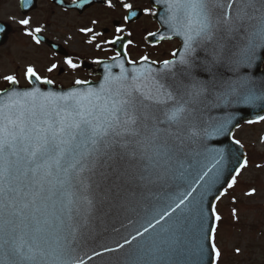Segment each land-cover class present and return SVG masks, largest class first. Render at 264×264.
Masks as SVG:
<instances>
[{
	"label": "snow or ice",
	"instance_id": "snow-or-ice-1",
	"mask_svg": "<svg viewBox=\"0 0 264 264\" xmlns=\"http://www.w3.org/2000/svg\"><path fill=\"white\" fill-rule=\"evenodd\" d=\"M31 2L22 0V6L27 7ZM155 2L164 5V22L169 30L183 39L179 59L164 60L163 70L134 68L129 74L121 61L120 75L113 76L110 72L114 65H105L106 75L99 90L88 87L63 95L43 92L35 86L19 91L18 79L13 75L4 76L10 87L0 92V264H86L81 251L85 243L84 229L94 207L92 188L112 176L122 182L164 184L170 189L158 202L143 205L142 214L137 213L138 220L129 221L133 228L129 233L131 239L124 236L123 243L117 242L115 248L104 246L107 253H117L130 246L123 257L115 258L114 264H142V261L147 264L146 257L166 251L162 245L173 246L170 237L192 213L200 219L204 238L212 241L209 254L216 262L220 260L221 252L214 242L215 227L203 228L204 192L198 188L200 181L208 185L219 176L223 156L196 153L203 157L197 161L200 167L190 161L186 166L187 153L182 147L180 129L192 114L190 105L199 103L206 95H217L219 88L225 89V95L235 91L232 83L218 78L214 71L217 65L226 64L233 72L251 67L258 51L264 50V0ZM85 3L90 4L91 0ZM105 3L109 9L122 6L131 12L133 8L125 0H117L115 4L113 0H105ZM143 13L157 15L148 7ZM129 18L125 15L124 22ZM18 23L27 28L30 19H21ZM4 31L0 27V33ZM41 31V27H36L25 35L40 44V38L34 33ZM80 31L87 34L94 30L87 27ZM115 32L123 33L124 28L116 26ZM240 32L244 33V42L236 53L230 42ZM98 35L101 33L93 35L87 43L92 44ZM122 39L116 35L107 43L115 44ZM159 39L166 37L160 35ZM198 46L204 47L210 56L201 62L202 71L210 77L207 80H196L193 76ZM119 56L118 52L113 59ZM144 61H148L147 56L142 57L141 63ZM63 64L72 71L81 67L71 58H65ZM177 64L182 67L181 78L173 72ZM59 68L53 62L46 71L53 73ZM24 76L29 85L53 84L52 79L40 76L31 66ZM87 83L75 81L77 85ZM247 83L243 81L241 86L247 87ZM245 98L252 102L261 97L249 91ZM261 121L264 115L248 123ZM164 124L169 127L162 128ZM173 125L175 132L170 130ZM192 135L197 133L193 131ZM233 142L240 144L239 140ZM247 165V158L238 162L228 188L233 187L236 176ZM212 216L220 220L214 209ZM133 241H137L134 248ZM205 254L203 245H198L194 252L199 257L198 264H203ZM101 255L95 251V256ZM92 259L93 255H88V260Z\"/></svg>",
	"mask_w": 264,
	"mask_h": 264
},
{
	"label": "water",
	"instance_id": "water-1",
	"mask_svg": "<svg viewBox=\"0 0 264 264\" xmlns=\"http://www.w3.org/2000/svg\"><path fill=\"white\" fill-rule=\"evenodd\" d=\"M85 2V1H83ZM150 5L156 10L157 15L153 19L160 26V30L155 33V36H148L147 41L154 45L163 42L164 40L178 39L181 42L180 48L176 51V56L170 62L177 61L180 53L183 51V39L181 36L175 35L169 30L164 22L166 16L165 7L163 4H157L155 0H150ZM34 1L27 7L22 6V11H30L33 9ZM135 15L129 14L132 19H139L141 14L134 11ZM164 35L166 39L160 40L159 36ZM167 37H171L170 39ZM244 33L240 32L231 39L232 50L236 53L240 52L243 44ZM128 43L127 39L116 41L112 44V48L120 53V56L114 60L101 61L98 64L97 74L100 78L97 82L81 84L71 87L70 89H53L51 87L43 88L39 82H34L32 85L39 87L43 92H55L58 94H66L70 91H84L88 87L99 90V86L104 82L105 65H114L110 68L113 76L121 74L120 62L123 61V66L130 74L134 68H148L163 70L164 65L144 61L143 63H129L127 54L125 52V45ZM51 47L60 51V46ZM209 58V54L204 47H197L194 54V60L197 67L193 70V76L196 80H207L209 75L202 71L201 62L205 58ZM182 67L177 64L173 68L177 78H181ZM218 78L224 82L233 84L235 91L230 95H225V89H217V95L205 96L199 103L190 105L192 114L189 116L187 122L181 126V135L183 137V150L187 153L185 156L186 166L187 162L197 168L198 160H202V156H197L196 153H208L211 155H222V170L217 178L208 185H204L200 181L201 187L198 191L204 192L202 208H203V228L210 230L216 228L217 221L212 216L213 209L215 210L216 203L223 197L225 191L229 189L228 183L235 175L234 168L238 162H242L246 158V152L240 144H235L233 135L235 130L249 120H257L259 116L264 115V50L257 53V59L251 67H241L239 70L233 72L225 65H217L214 68ZM247 81V87H242L241 82ZM186 83L190 81H185ZM30 88L22 89L16 86L17 90L24 91ZM249 91L255 94L260 99L255 101H248L245 97ZM162 128L169 127L167 124L161 125ZM172 132L176 131V126L170 129ZM195 131L197 135L193 136ZM127 167V164L123 165ZM137 163V167H139ZM210 166V165H209ZM111 173L110 169H107ZM215 171V169H213ZM209 175H212L209 173ZM207 179V177H205ZM115 181V182H113ZM181 191L183 188L180 189ZM170 189L167 185H151L139 184L136 182L128 183L122 182L112 176L109 180H100L97 185H93L92 197L94 200V207L91 210L90 219L87 222V227L84 229L85 243L81 255L86 261V264H114L116 257H123L129 251L130 246H125L117 253H107L104 251V246L115 248L117 242L123 243V237L128 236L133 231L129 221H136L139 219L137 213L142 214V206L149 202H158V199H163L169 193ZM195 195V194H194ZM216 213V212H215ZM139 227V225H135ZM159 228V226H157ZM119 230V231H117ZM142 230V229H141ZM147 235V234H146ZM174 244L171 248L167 244L162 245L166 251L158 253L155 256L146 257L147 264H198L199 257L194 255L198 245H203L205 255L203 256V264H216V261L211 257L210 245L211 242L204 238V233L200 230V219L195 213L190 215V218L181 223L174 235L170 237ZM137 241H133L131 247H135ZM95 251L101 252L103 255L95 256ZM88 255H93L92 260H88ZM142 264L144 262L142 261Z\"/></svg>",
	"mask_w": 264,
	"mask_h": 264
},
{
	"label": "flooded vegetation",
	"instance_id": "flooded-vegetation-1",
	"mask_svg": "<svg viewBox=\"0 0 264 264\" xmlns=\"http://www.w3.org/2000/svg\"><path fill=\"white\" fill-rule=\"evenodd\" d=\"M80 1L82 0H76L75 3H73V0H34L35 4L32 11L24 13L20 9L21 0H18L16 11H18L20 17H17L15 22L11 20L13 23L9 21L10 19L8 20L5 13L0 9V27L5 29L3 33H0V92L9 86L4 80V76L6 75L15 76L19 81L18 86L23 88L30 87L24 76L28 66L33 67L40 76L53 80V84L51 85H42L44 88L48 86L54 89L59 87L69 88L70 86L77 85L75 84L77 79L87 82L93 79L97 80V77L94 76V74H97L98 68L95 61L111 59V57L116 55L114 50L108 48L110 43H107V41L114 39L116 35H126L130 39L131 43L125 49L129 60L132 62H139L144 56H147L148 60L154 61L152 58L154 47L164 46L165 44H176L177 49L180 44L178 40H166L157 46H151L146 42V37L149 33H153L150 27L152 16L144 15L143 13L144 8L150 7L148 0H125L126 3H131L133 5L132 9H137L142 16L138 20L131 18L127 23L124 22L123 17L128 15L129 11L124 10L122 6L109 9L106 6L105 0H91L90 4L82 6L80 9L67 7ZM1 3H3L2 0H0ZM113 3H117V0H113ZM62 15L65 17L70 16L75 21L78 20L79 23H75L77 30L87 27L93 28L94 31L92 33L83 34L86 38L89 35L90 37L95 35L94 32L102 25V30H99L101 35L96 36V39L93 41V44H99L101 50L104 51L99 58H89L82 55L75 56L70 46L62 41V37L56 39L55 29L58 28L57 24L60 25ZM56 16L57 18L54 19ZM20 18L30 19V24L27 28H22L19 25L18 21L21 20ZM92 20H96L97 23L92 24ZM63 25L66 26L64 22ZM116 26L123 27L124 32L116 33ZM36 27H41L42 29L40 33H34V35L40 38V44H36L32 37L25 35L26 31H31ZM128 33H131V35H128ZM91 34L93 35L91 36ZM100 36H102L100 38L102 41L98 39ZM14 37H17L19 40L27 39V48L17 49L18 46ZM50 42L59 44L62 48L61 51H54L50 47ZM84 42L87 44V41ZM100 47L96 51H99ZM41 51L46 56L45 63H43ZM174 52L165 57L164 60L173 59ZM80 54H83V52L81 51ZM65 58L73 59L81 67L76 71L68 69L63 64ZM164 60H161V62ZM53 62L59 64L60 68L53 73H48L46 69ZM90 64L92 67H89Z\"/></svg>",
	"mask_w": 264,
	"mask_h": 264
},
{
	"label": "rangeland",
	"instance_id": "rangeland-1",
	"mask_svg": "<svg viewBox=\"0 0 264 264\" xmlns=\"http://www.w3.org/2000/svg\"><path fill=\"white\" fill-rule=\"evenodd\" d=\"M2 1L0 9L10 22H15L17 17H20L16 11L18 0ZM56 18L57 16L54 19ZM61 20L60 25L57 24L58 28L55 29V37L56 39L62 37V41L70 46L75 56L99 58L104 53L101 47L99 51H96L97 44L84 42L91 37L89 35L86 38L84 33L77 30L75 23H79L78 20L75 21L72 17L63 15ZM150 27L152 32L158 29L152 19ZM99 30H102V25L94 33H101ZM101 37L98 39L100 40ZM14 38H16L17 49L27 48V39ZM79 50L83 54H80ZM175 50L176 44L154 47L152 58L154 61L161 62ZM41 53L45 63L46 56L43 51ZM235 140H239L246 148L249 154L248 165L236 178L234 186L216 206L217 215L220 217L215 235L216 247L221 252L218 264H264V122L244 125L236 132ZM249 192L252 195H248ZM237 249L239 252L236 251Z\"/></svg>",
	"mask_w": 264,
	"mask_h": 264
}]
</instances>
